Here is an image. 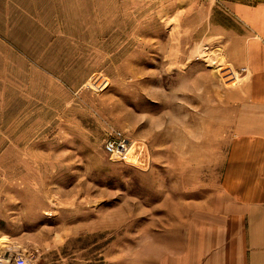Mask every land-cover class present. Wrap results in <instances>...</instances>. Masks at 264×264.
<instances>
[{
  "label": "rangeland",
  "instance_id": "374dc122",
  "mask_svg": "<svg viewBox=\"0 0 264 264\" xmlns=\"http://www.w3.org/2000/svg\"><path fill=\"white\" fill-rule=\"evenodd\" d=\"M235 2L264 0H23L11 21L0 11L12 29L0 34L1 250L35 264L198 261L192 227L222 202L247 81L225 56L238 54ZM116 132L125 155L104 150Z\"/></svg>",
  "mask_w": 264,
  "mask_h": 264
},
{
  "label": "crops",
  "instance_id": "0c3cea01",
  "mask_svg": "<svg viewBox=\"0 0 264 264\" xmlns=\"http://www.w3.org/2000/svg\"><path fill=\"white\" fill-rule=\"evenodd\" d=\"M1 10L5 20L4 11L9 12L11 21L14 12L23 11V0H0ZM230 11L239 27L238 54L225 56L245 70L237 76L247 81L235 108L234 136L222 169L223 205L217 202L214 215L209 211L206 218H197L204 219L203 224L192 227V257H198L193 264H264V2H235ZM11 31L7 23L0 28L1 35L10 36ZM202 225L206 227L199 228ZM16 248H0V255L16 252Z\"/></svg>",
  "mask_w": 264,
  "mask_h": 264
},
{
  "label": "built area",
  "instance_id": "2783aa9c",
  "mask_svg": "<svg viewBox=\"0 0 264 264\" xmlns=\"http://www.w3.org/2000/svg\"><path fill=\"white\" fill-rule=\"evenodd\" d=\"M245 73V70H242ZM129 142L124 137L123 133L116 132L109 138L104 146V150L109 155H125L128 152ZM0 264H35L32 256L14 252H6L0 255Z\"/></svg>",
  "mask_w": 264,
  "mask_h": 264
},
{
  "label": "bare ground",
  "instance_id": "6f19581e",
  "mask_svg": "<svg viewBox=\"0 0 264 264\" xmlns=\"http://www.w3.org/2000/svg\"><path fill=\"white\" fill-rule=\"evenodd\" d=\"M203 52L205 53V51L202 49V47H198L197 48V50H196V53H199L200 54V56H203ZM210 62V61H209ZM221 66V65H220ZM216 70V69H215ZM216 72L217 73H220L221 75L223 74V76L222 77H225L226 76V78L228 79V80H230V81H233V80H235L231 75H232V72L230 71V70H228V69H226V68H224L223 66H221V68H219L218 67V71L216 70ZM237 81V80H236ZM136 151H134V153H135ZM132 156V155H131ZM130 161V160H129ZM7 249H8V247H7ZM11 253V252H10ZM14 252H12V254H13ZM16 253H20V254H26L27 256L29 255V252L27 251H16Z\"/></svg>",
  "mask_w": 264,
  "mask_h": 264
}]
</instances>
